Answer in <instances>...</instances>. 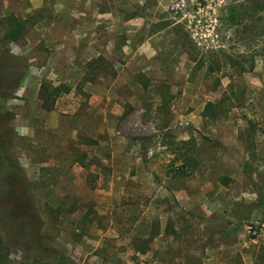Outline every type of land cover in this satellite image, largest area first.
Segmentation results:
<instances>
[{
  "label": "rangeland",
  "instance_id": "1",
  "mask_svg": "<svg viewBox=\"0 0 264 264\" xmlns=\"http://www.w3.org/2000/svg\"><path fill=\"white\" fill-rule=\"evenodd\" d=\"M173 1L0 0L27 27L12 42L0 23V64L24 72L0 130L27 193L0 264H264V0H214L215 52ZM43 82L71 87L50 111Z\"/></svg>",
  "mask_w": 264,
  "mask_h": 264
},
{
  "label": "trees",
  "instance_id": "2",
  "mask_svg": "<svg viewBox=\"0 0 264 264\" xmlns=\"http://www.w3.org/2000/svg\"><path fill=\"white\" fill-rule=\"evenodd\" d=\"M250 10L251 14H254L253 0H250ZM260 11L263 9L258 8ZM1 25H6L7 30L5 31V40L6 41H18L23 38L24 33L27 31L26 21L19 20L14 15H9L7 18L0 20ZM1 57V55H0ZM1 62V61H0ZM88 66L92 67L93 63H89ZM15 71V72H14ZM24 77L23 70L16 71L8 70L4 63L0 64V92L3 90L15 89L22 78ZM71 91V87L65 84H59L58 86H53L49 83H41L39 90V97L41 100V107L46 111H50L53 108L56 100L63 94H68ZM164 103H167V100L162 98ZM218 105L208 103L203 111V116L209 119H216L218 117ZM10 136L5 137L4 132L0 130V197L4 198L7 201L9 206L8 210L0 212V217L13 220V214L17 215L19 213L18 204H23L26 201V183L24 178L19 176L20 169L15 163L9 161L10 158H7L9 147H10ZM9 161V162H8ZM18 179L16 181L15 179ZM224 180V179H223ZM222 180V184L226 185ZM25 200V201H24ZM9 211V215H7ZM9 247L6 243L0 238V259L2 258V252L7 254ZM146 250H141V253H145Z\"/></svg>",
  "mask_w": 264,
  "mask_h": 264
},
{
  "label": "built area",
  "instance_id": "3",
  "mask_svg": "<svg viewBox=\"0 0 264 264\" xmlns=\"http://www.w3.org/2000/svg\"><path fill=\"white\" fill-rule=\"evenodd\" d=\"M169 12L185 28L197 49L211 52L221 49L214 0H175ZM148 155L152 156L153 152L149 151Z\"/></svg>",
  "mask_w": 264,
  "mask_h": 264
}]
</instances>
